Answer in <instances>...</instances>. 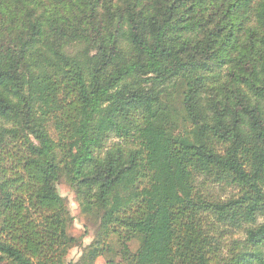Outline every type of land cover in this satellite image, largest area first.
<instances>
[{
  "label": "trees",
  "instance_id": "obj_1",
  "mask_svg": "<svg viewBox=\"0 0 264 264\" xmlns=\"http://www.w3.org/2000/svg\"><path fill=\"white\" fill-rule=\"evenodd\" d=\"M61 177L80 264H264V0H0V264H71Z\"/></svg>",
  "mask_w": 264,
  "mask_h": 264
},
{
  "label": "rangeland",
  "instance_id": "obj_2",
  "mask_svg": "<svg viewBox=\"0 0 264 264\" xmlns=\"http://www.w3.org/2000/svg\"><path fill=\"white\" fill-rule=\"evenodd\" d=\"M57 188L64 198L69 211L67 222V232L72 236L76 243L69 248L65 261L71 264H80L81 257L85 250L96 240L99 232V221L94 215L86 214L82 211L80 202L77 199L73 189L64 177L57 182ZM240 236L243 234L238 233ZM135 249L136 244H131ZM113 260V262H110ZM95 264H124L115 254H105L96 258Z\"/></svg>",
  "mask_w": 264,
  "mask_h": 264
}]
</instances>
